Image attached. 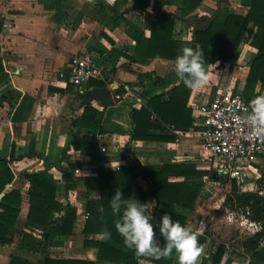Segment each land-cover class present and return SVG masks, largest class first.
Wrapping results in <instances>:
<instances>
[{"label": "crops", "instance_id": "obj_1", "mask_svg": "<svg viewBox=\"0 0 264 264\" xmlns=\"http://www.w3.org/2000/svg\"><path fill=\"white\" fill-rule=\"evenodd\" d=\"M219 1L222 10L229 8L239 15H246L251 7V0H204L193 12L186 13L184 0H150L146 9L137 8L134 0H0V154L9 161L15 174L7 190L17 189L23 195L13 242L0 246V260L7 259L8 264L11 256L17 255L34 262L52 257L116 264L99 262L97 249L87 247L86 240L107 243L126 251L103 234L84 232L88 219L87 200L99 199L100 193L87 191L82 183L73 190H67L63 170L70 164L77 165L73 171L76 178L95 177L101 167L106 171H116L139 165L138 181L145 190L151 185L146 171L150 165L188 163L199 170L210 171L211 162L201 145L202 128L196 122V129L175 132V142L131 139V109L141 108L146 102V94L147 97L157 94L167 97L180 81L174 71L175 61L157 57L142 64L132 62L125 55H133L136 49L131 25H136L149 37L152 22L158 15L174 13L177 17L174 37L192 42L198 25L194 17H212L218 11ZM256 30L251 24L248 39L241 44L232 63L220 67L217 62L207 67L209 82L204 88L192 91L188 103L190 108L191 102L208 103L223 91L243 96L250 66L257 54V49L251 45ZM214 45L215 39L209 47L208 57ZM76 56L93 61L96 74L92 80L108 87L113 96L112 105L84 102L82 93L69 80ZM143 74L149 76L141 84L131 86L124 95L116 94L121 84L136 83ZM91 88L101 87L92 84ZM256 92L264 94V83L258 84ZM88 104L103 112V133L73 125V121L81 119ZM151 132L156 135L172 133L170 130ZM88 134L96 135L99 140V148L92 150L91 154L74 147L75 139ZM257 165L259 173L252 174V180L245 183L232 181L241 191L264 192V183H259L264 155L258 159ZM46 170L57 181L56 199L63 205L70 204L76 208L77 220L74 233L65 238L61 246L32 249L27 246L26 239L29 238L30 243L37 247L43 232L27 225L30 193L38 190L24 174ZM216 177L214 174L213 177L204 176V186L193 210L176 205L175 212L186 215V226L207 238L197 264H202L221 244L226 246L221 264H225L227 259L231 260L230 264H249L252 254L244 243L262 227L245 213L224 206L227 195L232 191V182L224 183L227 190L221 195L218 186L222 183ZM170 180L182 181L184 178L172 177ZM218 197L222 199L217 206ZM157 202L153 190L147 201L148 216H152ZM221 208L227 213L229 222L232 216L241 213L243 221L238 225V238L226 234L228 226L217 227L215 209ZM261 246L264 247V238ZM139 264L154 263L141 260ZM174 264H179L177 256Z\"/></svg>", "mask_w": 264, "mask_h": 264}, {"label": "trees", "instance_id": "obj_2", "mask_svg": "<svg viewBox=\"0 0 264 264\" xmlns=\"http://www.w3.org/2000/svg\"><path fill=\"white\" fill-rule=\"evenodd\" d=\"M134 2L139 9H146L150 4V0H134ZM203 2L204 0H184L183 10L186 13L193 12ZM210 18L198 15L194 17L198 25L195 28L192 42L180 41L174 37L177 19L174 13L168 12L158 15L156 21L152 22L149 37L146 36L142 29L136 25H131L134 31L133 38L136 42V49L133 55L125 56L132 62L142 64L149 59L157 57L175 61L178 51L183 46H192L203 50L204 59L207 63L206 68L210 64L217 62H219L220 67H223L225 64L233 62L241 44L248 39L250 25L253 24L257 30L251 45L257 49V54L252 60L243 92V97L250 105V100L254 96L260 95L259 92H256L258 84L264 83V0H251V7L246 15H239L229 8H224L213 20ZM213 39H215L214 49L211 56L208 57V50ZM147 76L149 74L140 75L136 83L121 84L116 90V94L124 95L131 86L141 84ZM92 84H96L101 88L104 86L102 83L92 80L87 85V89H90ZM192 91L180 81L167 97L164 94H157L151 97H147V94L146 96L144 95L147 99L142 107H134L130 112L132 124L131 139L140 142H175L177 140L175 132L185 133L191 129H196L193 111L188 106ZM102 120L103 112L88 104L81 119L73 121V125L103 133ZM198 129L201 130L199 127ZM153 130H161L162 132L170 130L172 133L156 135L151 132ZM74 147L77 150L91 154L92 150L99 148V140L96 135L88 134L82 139H75ZM76 168L77 165L70 164L66 170H63L66 189L73 190L78 187L79 183H82L87 191H98L100 193L99 199L89 198L87 200L86 211L88 219L84 232L86 234H102L104 230H109L111 232L109 238L123 246L126 251L98 241L86 240L85 245L97 249V260L99 262L116 264H139L141 260H147L154 264H174L176 259L175 254L159 260L151 257H136L133 250L124 245L123 237L115 228V221L119 218V214L113 213L109 203V199L117 188L122 191L124 198H133L140 203H144L147 215V201L150 192L154 190L158 202L153 208L152 216H149L151 221L156 223L159 217L167 212L174 220L186 226L188 217L176 213L175 206L179 205L193 210L204 186V176L210 175V177H213L210 171L199 170L194 164L165 163L162 165H150L146 167V171L151 185L145 190L138 181L139 165L129 166L116 171H106L104 167H101L97 176L80 178L73 176V171ZM24 176L38 190L30 193V210L27 225L31 228L41 229L43 232V238L37 244V247L34 243H30L29 238L25 241L27 246L32 249H49L50 247L61 246L65 238L74 233L77 220L76 208L70 204L63 205L56 199L57 181L49 171L25 173ZM172 177H181L184 180L171 181L170 178ZM14 178L15 174L9 161L0 154V196L2 195L0 197V246L13 242L14 229L22 206V193L17 189L7 190ZM216 180L227 183V180L223 178L216 177ZM259 183H264V169ZM224 206L231 210L245 213L250 220L261 225V231L248 239L244 245L248 252L252 254L249 264H264V247L261 246L264 238V194L260 193V190L243 192L237 183L232 182V191L227 195ZM122 210L123 206L121 212ZM62 212L64 213L62 214ZM197 239L198 243L204 247L207 240L206 236L197 233ZM225 252L226 246L223 244L219 245L217 251L211 253L208 259H204L202 264H208L209 262L211 264H221ZM230 263L231 260L229 259L225 262V264ZM8 264L97 263L81 259L52 257H43L39 262H34L30 259L13 255Z\"/></svg>", "mask_w": 264, "mask_h": 264}, {"label": "clouds", "instance_id": "obj_3", "mask_svg": "<svg viewBox=\"0 0 264 264\" xmlns=\"http://www.w3.org/2000/svg\"><path fill=\"white\" fill-rule=\"evenodd\" d=\"M206 64L202 49L183 46L175 57L174 71L187 88L198 90L209 82ZM245 120L249 135L264 139V94L250 100V111ZM109 203L113 213L119 214L115 228L123 237L124 245L132 249L136 257L159 260L175 254L179 264H196L203 245L198 243L197 233L190 227L174 220L167 212L153 223L146 214L145 204L137 199L124 198L119 188ZM102 234L111 236L109 230H104Z\"/></svg>", "mask_w": 264, "mask_h": 264}, {"label": "built area", "instance_id": "obj_4", "mask_svg": "<svg viewBox=\"0 0 264 264\" xmlns=\"http://www.w3.org/2000/svg\"><path fill=\"white\" fill-rule=\"evenodd\" d=\"M95 74L90 58H73L69 80L80 93L88 90ZM190 106L196 125L202 128L201 145L211 162L208 170L231 182L252 180V174L259 173L257 161L264 155V139L249 135L245 116L250 105L245 98L240 93L223 91L208 103L191 102Z\"/></svg>", "mask_w": 264, "mask_h": 264}, {"label": "rangeland", "instance_id": "obj_5", "mask_svg": "<svg viewBox=\"0 0 264 264\" xmlns=\"http://www.w3.org/2000/svg\"><path fill=\"white\" fill-rule=\"evenodd\" d=\"M222 183V185L220 184V186H218L219 188V192L221 195H223V193L226 192L227 188L225 186V184L223 182H220ZM225 191V192H224ZM221 197L219 198H216V205L218 206L219 204H221ZM216 210V219L218 220V226L217 227H227L226 230H228V232L226 233L228 236L230 237H235V238H238V233L239 231L237 230L238 229V225L239 223H241V221H243V217H240L241 216V213L239 215H235V216H232L231 217V220L230 222L227 220V213H225V210L223 208L221 209H215ZM214 215V214H212ZM212 218V217H211ZM216 221V220H215ZM240 235V234H239ZM228 238V237H227ZM7 263V259L5 260H0V264H6Z\"/></svg>", "mask_w": 264, "mask_h": 264}, {"label": "water", "instance_id": "obj_6", "mask_svg": "<svg viewBox=\"0 0 264 264\" xmlns=\"http://www.w3.org/2000/svg\"><path fill=\"white\" fill-rule=\"evenodd\" d=\"M228 1V0H225ZM222 6H221V1L218 3V11L215 13L210 19L213 20L214 17L221 12ZM84 102L88 101H96V102H101L104 103L105 105H112L113 103V96L108 89V87H103V88H90L86 90L82 94ZM144 175L146 177V171L144 170Z\"/></svg>", "mask_w": 264, "mask_h": 264}]
</instances>
